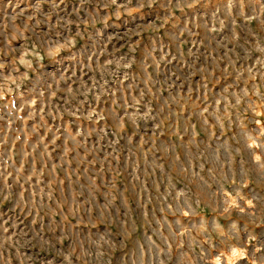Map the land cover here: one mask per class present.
Instances as JSON below:
<instances>
[{
  "label": "rangeland",
  "instance_id": "rangeland-1",
  "mask_svg": "<svg viewBox=\"0 0 264 264\" xmlns=\"http://www.w3.org/2000/svg\"><path fill=\"white\" fill-rule=\"evenodd\" d=\"M0 264H264V0H0Z\"/></svg>",
  "mask_w": 264,
  "mask_h": 264
}]
</instances>
